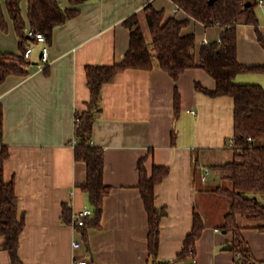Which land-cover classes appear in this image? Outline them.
<instances>
[{
    "label": "crops",
    "instance_id": "1",
    "mask_svg": "<svg viewBox=\"0 0 264 264\" xmlns=\"http://www.w3.org/2000/svg\"><path fill=\"white\" fill-rule=\"evenodd\" d=\"M68 7L67 0H58ZM258 28L264 39V0H256ZM145 0H87L79 13L54 28L48 41L46 68L40 70L41 44H35L27 75H8L0 85L1 145L8 149L3 164L6 181L13 180L18 212L24 226L19 236L22 264H156L147 248V214L140 196L138 161L148 172L153 165L168 166V175L154 188V202L166 213L160 221L158 261L180 251L190 232L194 212L203 220L195 254L171 264H236L232 233L221 230L230 202L213 191L224 183L212 166L230 159L234 132V102L230 96H210L196 89L215 86L202 67L186 68L178 78L155 65L149 70L126 69L102 85L100 110L95 114L91 143L104 150L103 181L110 186L103 200L99 227L82 233L62 220L89 207L79 183L86 164L74 159L72 139L76 110L90 98L87 65H109L123 59L130 30L123 21L140 12ZM165 18L189 19L182 34H194L197 44L218 40L222 27L204 25L174 9L171 0H152ZM143 19V18H142ZM142 22V21H141ZM0 51L18 53V38L9 22L0 31ZM237 59L243 65H263L264 46L254 25H237ZM237 83H258L264 74L238 73ZM180 112L174 117V91ZM208 167V181L201 172ZM264 201V196L261 198ZM244 223V222H242ZM254 261L264 264V231L241 230ZM79 240L75 248L73 241ZM3 236L0 235V243ZM0 264H12L0 248Z\"/></svg>",
    "mask_w": 264,
    "mask_h": 264
},
{
    "label": "trees",
    "instance_id": "2",
    "mask_svg": "<svg viewBox=\"0 0 264 264\" xmlns=\"http://www.w3.org/2000/svg\"><path fill=\"white\" fill-rule=\"evenodd\" d=\"M68 7L58 0H0V29L7 32L9 22L18 38V53L0 51V85L8 75H27L29 63L23 58L25 49L33 42L27 29L42 32L47 41L55 27L75 17L79 5L87 0H67ZM182 10L204 25H219L222 32L218 40L197 44L194 34H182L189 19L179 20L175 16L165 18L164 10H156L147 2L140 12H134L123 24L129 28V46L119 62L109 65H87L86 84L90 98L86 108L76 110L74 118V159L86 164V178L79 183L88 196L91 214L84 217L82 225H76L85 236L89 227H99L103 200L110 186L103 181L104 150L91 143L95 114L100 110L102 85L111 81L126 69L149 70L155 65L176 79L186 69L200 66L215 80V86L208 89L196 83L197 90L210 96H230L234 102V132L231 139L232 157L228 161L212 166L221 172L224 183L213 191L229 199L230 206L223 218L221 230L232 233L231 247L234 253L240 251V263L253 259L248 243L241 230L244 227L264 231V87L258 83H237L235 76L241 72L264 74L263 65H243L237 59V25L252 24L258 40L264 46V39L258 28L256 0H171ZM251 4L246 6L245 2ZM141 17L145 21L148 37L145 35ZM46 68V67H45ZM44 68V69H45ZM174 117L180 112V94L174 91ZM2 111L0 109V138L2 132ZM8 157L5 144L0 149V248L8 251L12 264H22L18 256L19 236L24 226L23 216L18 212L17 196L13 180L6 181L3 164ZM138 188L147 214V248L156 264H170L193 258L195 242L203 229V220L194 212L190 232L176 256L170 260L158 261L160 221L166 213L163 206L154 202L155 185L169 173L168 166L153 165L148 172L144 158L138 161ZM226 182V183H225ZM62 220L71 224L68 206L62 208ZM244 222V223H242ZM256 262V261H255ZM235 263L237 264L238 262ZM261 264L260 262H256Z\"/></svg>",
    "mask_w": 264,
    "mask_h": 264
},
{
    "label": "built area",
    "instance_id": "3",
    "mask_svg": "<svg viewBox=\"0 0 264 264\" xmlns=\"http://www.w3.org/2000/svg\"><path fill=\"white\" fill-rule=\"evenodd\" d=\"M152 0H145L144 5L147 2H150ZM174 9H177V7L175 6ZM27 34L28 36L33 37V42L31 44L28 45V47L25 49V52L23 54V58L27 61L30 62V56L33 50V47L35 44H41V50H40V61L37 63V66L40 70H43L46 66L47 60H48V41L46 36L39 31H35L31 28L27 29ZM201 44H205L207 43V40L205 38L201 39ZM75 138L72 139V145L75 143ZM210 172V169L208 167H204L202 172H201V179L203 180V182H207L208 181V174ZM91 214V208L90 207H84L80 210H78L76 213H74L72 215V222L71 225L76 226V225H82L84 222V217L88 216ZM73 246L75 248L80 246V242L79 240H75L73 241ZM242 258V254L240 251L236 252L235 254V260L236 262H238L237 264H241ZM73 264H87L84 260L79 259L77 261H75ZM171 264V263H170ZM243 264H257L253 259H249L246 263Z\"/></svg>",
    "mask_w": 264,
    "mask_h": 264
},
{
    "label": "rangeland",
    "instance_id": "4",
    "mask_svg": "<svg viewBox=\"0 0 264 264\" xmlns=\"http://www.w3.org/2000/svg\"><path fill=\"white\" fill-rule=\"evenodd\" d=\"M143 17H141V21H142V26H143V28H144V32H145V35L148 37V31H147V28H146V24H145V21L142 19ZM0 31L2 32V33H4V35L6 34V32H3L1 29H0ZM231 153H232V150L230 151ZM231 157H232V154H231V156H230V159H231ZM226 183V182H225ZM223 198H226L225 196H222ZM227 200H229L228 198H226Z\"/></svg>",
    "mask_w": 264,
    "mask_h": 264
},
{
    "label": "water",
    "instance_id": "5",
    "mask_svg": "<svg viewBox=\"0 0 264 264\" xmlns=\"http://www.w3.org/2000/svg\"><path fill=\"white\" fill-rule=\"evenodd\" d=\"M214 0H209V2L210 3H212ZM251 4V2L250 1H247V2H245V5L246 6H248V5H250ZM226 249H230L231 248V246L229 245V244H227L226 246H224Z\"/></svg>",
    "mask_w": 264,
    "mask_h": 264
}]
</instances>
